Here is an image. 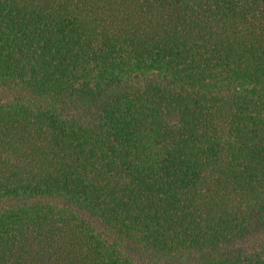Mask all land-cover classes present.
Masks as SVG:
<instances>
[{
  "label": "trees",
  "instance_id": "16d2710c",
  "mask_svg": "<svg viewBox=\"0 0 264 264\" xmlns=\"http://www.w3.org/2000/svg\"><path fill=\"white\" fill-rule=\"evenodd\" d=\"M0 264H264V0H0Z\"/></svg>",
  "mask_w": 264,
  "mask_h": 264
}]
</instances>
